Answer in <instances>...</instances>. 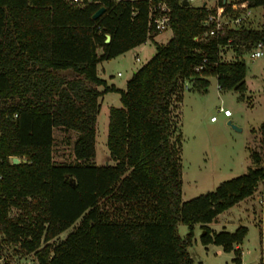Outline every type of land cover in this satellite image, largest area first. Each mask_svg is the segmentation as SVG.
<instances>
[{
	"label": "trees",
	"instance_id": "16d2710c",
	"mask_svg": "<svg viewBox=\"0 0 264 264\" xmlns=\"http://www.w3.org/2000/svg\"><path fill=\"white\" fill-rule=\"evenodd\" d=\"M167 1L172 36L156 43L122 89L99 77L97 65L159 33L150 24V1L92 0L77 7L66 0H0V235L34 253L37 264H195L189 247L196 225L203 245L233 250L240 262L247 226L217 232L209 224L260 183L264 260V122L261 150H252L245 173L183 200L182 122L175 113L184 91L206 87L211 76L220 90L235 89L243 99L246 65L223 60L221 52L227 45L251 50L264 29L235 27L196 40L215 9ZM263 5L219 0L218 10L238 15ZM101 6L105 11L93 19ZM107 92L121 101L109 111L107 147L114 163L97 165L91 159L99 98ZM55 127L77 133L75 161L54 160ZM11 155L21 162L12 163ZM179 223L188 226L184 237ZM71 226L64 239L52 242ZM0 264H10L1 253Z\"/></svg>",
	"mask_w": 264,
	"mask_h": 264
},
{
	"label": "rangeland",
	"instance_id": "374dc122",
	"mask_svg": "<svg viewBox=\"0 0 264 264\" xmlns=\"http://www.w3.org/2000/svg\"><path fill=\"white\" fill-rule=\"evenodd\" d=\"M202 0H195L199 5ZM215 1L209 0V6ZM238 27L264 29V5L250 9L247 18ZM171 29L159 32L137 48L98 63V76L109 85L125 87L131 74L146 63L156 49V43L166 42ZM139 57L137 59L136 57ZM223 60L241 59L246 65V90H220L214 76L208 78L206 87L190 86L183 93L180 105L175 109L182 122L181 172L182 198L191 199L206 193L227 179L245 173L252 165V150H261L259 127L264 122V56L254 58L251 51L238 52L230 45L221 52ZM121 106L117 92H107L97 115L96 154L91 162L97 165L113 164L107 147L109 111ZM228 108L232 116L226 117L219 108ZM217 121L212 122L211 117ZM231 121V124L228 121ZM241 128L237 130L233 125ZM53 157L57 163L75 161L73 153L77 133L55 127ZM79 220L75 223L77 225ZM247 226L248 232L238 247L242 250L241 261H234L235 252L224 251L215 244L203 245L200 241V225L195 226L196 242L189 247L195 264H264L262 259L263 201L262 185L259 184L251 199L242 205L235 204L223 211L210 225L215 231L234 232L239 226ZM73 226L55 237L52 242L64 239ZM179 234L185 236L188 226L178 225ZM1 260L10 264H37L34 253L7 244L0 235Z\"/></svg>",
	"mask_w": 264,
	"mask_h": 264
},
{
	"label": "built area",
	"instance_id": "2783aa9c",
	"mask_svg": "<svg viewBox=\"0 0 264 264\" xmlns=\"http://www.w3.org/2000/svg\"><path fill=\"white\" fill-rule=\"evenodd\" d=\"M69 5L72 6H84L92 0H66ZM119 1V0H116ZM151 2L150 8V24L157 32H162L167 29H170V7L167 0H148ZM195 0H189L190 3H193ZM215 2L209 6V0H202L199 5H206L208 8L215 9L214 12H210L206 19L204 20V26L206 29L201 35L195 37L196 40L203 38L216 37L219 35H225L228 29L238 27L242 21H244L250 13V9L239 13L238 15H233L232 13H222L218 10L219 0H214ZM225 3H232L237 0H222ZM251 56L254 58H259L264 56V40L258 41L251 48ZM138 59V57H137ZM198 67L197 69H199ZM219 111L224 114V116H231L232 112L228 108H219ZM216 116L211 117V121H216ZM16 155L9 156V159L12 163ZM21 160L22 158L19 157Z\"/></svg>",
	"mask_w": 264,
	"mask_h": 264
},
{
	"label": "water",
	"instance_id": "95a60500",
	"mask_svg": "<svg viewBox=\"0 0 264 264\" xmlns=\"http://www.w3.org/2000/svg\"><path fill=\"white\" fill-rule=\"evenodd\" d=\"M182 3L184 5H189V0H182ZM105 7L101 6L92 16L93 19H97L99 16L102 15V13L105 11ZM111 39V35L110 34H106V42H108ZM264 40V37H263ZM229 124H231V121H228ZM234 128H236L237 130H240L241 128L237 127L236 125L232 124ZM14 163H19L21 162V159L19 157H15L13 160ZM71 182L74 184V180L72 179Z\"/></svg>",
	"mask_w": 264,
	"mask_h": 264
},
{
	"label": "crops",
	"instance_id": "0c3cea01",
	"mask_svg": "<svg viewBox=\"0 0 264 264\" xmlns=\"http://www.w3.org/2000/svg\"><path fill=\"white\" fill-rule=\"evenodd\" d=\"M171 36H172V34H171ZM171 36H170V37H171ZM170 37L167 39V41L170 39ZM167 41H166V42H167ZM163 43H165V42H163ZM142 44H143V43H142ZM142 44H140V45H142ZM140 45H138V46H136V47H134V48H137V47H139ZM137 57H138V56H137ZM137 57H136V58H137ZM138 59H139V57H138ZM140 67H141V66H140ZM138 68H139V67H138ZM138 68H137V69H138ZM137 69H136V70H137ZM136 70H135V71H136ZM131 76H132V74L130 75V77H131ZM130 77L125 81V84H127V81L130 79ZM105 80H106V79H105ZM106 82H107V84L109 85V82H108L107 80H106ZM114 85H115L116 87H118V88H122V89H125V87H126V86L123 87V86L117 85V84H115V83H114ZM97 88H98V90H103V86H98ZM105 96H106V93L103 94V95L99 98V102H100V104L102 103V100L105 98ZM231 116H232V114H231ZM229 117H230V116H229ZM216 121H217V120H216ZM212 122H215V121H212ZM251 197H252V196H250V197L244 199L243 201L237 203V205L240 206V205H242L243 203H246L248 200L251 199ZM217 217H218V216H217ZM212 223H213V222H212ZM212 223H210L209 225H211ZM196 241H197V239H195V242H196Z\"/></svg>",
	"mask_w": 264,
	"mask_h": 264
}]
</instances>
